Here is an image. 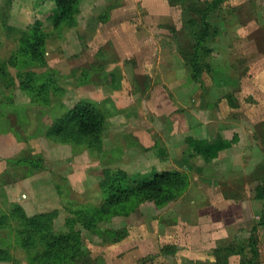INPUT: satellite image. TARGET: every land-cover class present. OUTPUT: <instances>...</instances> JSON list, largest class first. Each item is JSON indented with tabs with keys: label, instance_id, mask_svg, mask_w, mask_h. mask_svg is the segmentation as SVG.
Listing matches in <instances>:
<instances>
[{
	"label": "rangeland",
	"instance_id": "rangeland-1",
	"mask_svg": "<svg viewBox=\"0 0 264 264\" xmlns=\"http://www.w3.org/2000/svg\"><path fill=\"white\" fill-rule=\"evenodd\" d=\"M54 5L0 0V264H43L49 243L62 247L61 234L69 236L62 264H264V200L256 198L264 184V0H79L59 28ZM206 24L208 51L196 45ZM44 81L64 95L53 86L55 101L35 103L22 87ZM110 91L135 99L145 115L108 140L109 154L101 158L104 139L101 151L47 139L80 103L106 125ZM190 129L195 137H185ZM234 134L239 142L214 160L189 141ZM114 170L127 173L124 186L164 171L186 183L117 199ZM41 181L58 210L44 220L51 234L35 237L40 230L7 214Z\"/></svg>",
	"mask_w": 264,
	"mask_h": 264
},
{
	"label": "trees",
	"instance_id": "trees-1",
	"mask_svg": "<svg viewBox=\"0 0 264 264\" xmlns=\"http://www.w3.org/2000/svg\"><path fill=\"white\" fill-rule=\"evenodd\" d=\"M54 2V8L52 10V21L53 26L55 28H59L62 24H64L70 17L73 15L79 0H52ZM205 12V11H204ZM206 17V14L203 16ZM204 22L206 19H203ZM205 23V22H204ZM205 28L202 30V35L197 38V44L199 47H202V50L208 51L209 48L205 47V42L210 39H213L211 32V27L206 24L204 25ZM216 31V30H214ZM43 43H41L42 45ZM201 49V48H200ZM41 48L39 49V57L43 55L41 52ZM35 55V54H34ZM37 57V56H36ZM38 57V58H39ZM38 83V82H37ZM28 84V82H27ZM55 84L54 82L47 83L44 81L41 84H37L35 86H24L23 89H27L32 94V98L35 100L34 102H41L45 101L47 103H51V93L49 89L53 87ZM55 94L60 93L59 88L54 86ZM63 93V91H62ZM54 98V96H53ZM105 129V118H102L98 112L92 110L88 106L84 105L83 103L79 104L77 107L74 108L73 112L69 111L67 114L57 118L54 123L48 128L46 137L49 140H53L56 143H71L74 145L82 146L85 145L89 150L96 149L97 151H101L102 143H103V133ZM240 140L238 134H234L233 138L231 139H214V140H204V139H190V145L193 147V152L204 158L205 160H214L217 159L220 154L230 148H232L235 144H237ZM111 170H109L110 172ZM115 172V170H114ZM114 176L119 175L120 179L117 180L115 192L119 193L117 197L112 195V197H116L117 199H122L128 197L130 194L134 192H148L151 195L161 196L164 192V187L166 185L172 184L177 189H180L185 183L186 179L177 172L171 171H164L161 173H156L150 180L142 181V182H134L132 181L130 184H126L127 180L129 179L127 173L124 170L116 171L112 173ZM174 179H178L182 182L181 187H179L175 182ZM103 183V181H102ZM101 183V184H102ZM100 184V186H102ZM257 199L264 200V184L261 185L257 189ZM16 210L7 214V217L18 223L23 222L24 225H28L29 227H33L36 230H40L35 237H38L43 232H48L51 234V225L49 227L44 226V220L54 219L57 215V211L53 212H46L40 213L33 216H29L23 206L15 205ZM92 215L95 212H92ZM28 222V223H26ZM1 225V224H0ZM21 235H24V240L26 241L25 246H29L28 239L25 236L24 232H20ZM36 239V238H35ZM57 241L62 242V247L60 249L55 247V241L48 244V250L42 256L43 264H62L63 262L66 263L68 260L67 250L68 247L63 246V244H67L69 240V236L67 235H59L55 238ZM31 248V247H28ZM71 260V258H70Z\"/></svg>",
	"mask_w": 264,
	"mask_h": 264
},
{
	"label": "crops",
	"instance_id": "crops-1",
	"mask_svg": "<svg viewBox=\"0 0 264 264\" xmlns=\"http://www.w3.org/2000/svg\"><path fill=\"white\" fill-rule=\"evenodd\" d=\"M124 84H125V81L123 79L122 80V87L126 88L125 90H127V85L124 87ZM112 92L110 91L109 95L105 98V99L111 98L110 101L113 102L114 113H110V115L108 116V121L105 125V129H104V133H103L104 153L101 155V158L104 157L106 154H109V151L107 150L108 147H106V146L111 142H108V140H111V139L114 140L115 138L122 136L125 130H128L129 132H131V129L134 130V124H132V121H131L132 117L134 115H136L138 118H141L142 116L145 115L143 113L144 110L142 107H140V106H137V108H134L135 106L132 107V103H133L132 101H135V99H133V98L128 99V97H126L125 95L123 97H120V96H117L118 93L116 95V94H114V92L113 93ZM63 95H64V93H63ZM55 100H56L55 98L51 97V101H55ZM66 101H67L66 98L62 97L61 102L59 101L57 103H59V105L62 108H64ZM61 103H63V104H61ZM128 110H131V111L127 112ZM122 117H124V120L126 121V123H125L126 125L122 122L123 121V120H121ZM194 118H195V116H194ZM199 124H201V123L198 120V121L194 122V124L190 125L193 128L192 131L196 130L198 132L199 129L197 127ZM192 131L190 129V131H188L189 134H186V136L185 135L184 136L185 137H195L193 134L194 132L192 133ZM184 136H183V134H179L178 141L180 140V143L183 140ZM230 149H228V150H230ZM228 150H226V151H228ZM56 151L58 153L63 154V147L58 145L56 147ZM125 152H128V151H125ZM125 155H126V153L123 154V158L125 157ZM63 159H64V157H63ZM76 163H79V162H76ZM96 166H97V164H96ZM1 167H3V165H0V173H1ZM150 167L153 168L152 166H150ZM89 168H91V167H89ZM40 179H42V178H40ZM28 181H31V180H27L26 182H28ZM29 186H30V188H29V190H27L28 196L26 195V199L28 200V202L25 205L22 204L28 215L33 216V215L42 213V211L43 212L44 211L50 212V210L51 211L52 210H58V205H56V203L58 202L59 199H58V197H56V195L53 191V188L47 189L50 192V197H51V198L50 197L47 198L45 195L46 189L43 188L44 183L42 181L39 184H38V182H34L33 184L30 182ZM52 187H53V185H52ZM41 199H42V201H41ZM49 200H51L50 202H52L53 204L47 202ZM42 205L45 206V207H43L45 210L44 209L39 210V208H37V207H41Z\"/></svg>",
	"mask_w": 264,
	"mask_h": 264
}]
</instances>
